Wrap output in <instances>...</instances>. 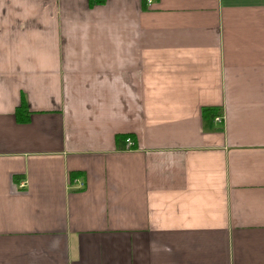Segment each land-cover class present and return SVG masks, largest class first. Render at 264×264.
Instances as JSON below:
<instances>
[{"label": "crops", "instance_id": "0c3cea01", "mask_svg": "<svg viewBox=\"0 0 264 264\" xmlns=\"http://www.w3.org/2000/svg\"><path fill=\"white\" fill-rule=\"evenodd\" d=\"M93 1L0 0V264H264V0Z\"/></svg>", "mask_w": 264, "mask_h": 264}, {"label": "trees", "instance_id": "16d2710c", "mask_svg": "<svg viewBox=\"0 0 264 264\" xmlns=\"http://www.w3.org/2000/svg\"><path fill=\"white\" fill-rule=\"evenodd\" d=\"M91 3H93L94 1L93 0H90ZM98 3H104L105 0H97ZM26 113V104L25 102L22 104V106L20 108H18L17 110V119L18 121L20 122H25L27 120V117L25 115ZM203 114L205 117H209V116H212V115H219L217 109L215 108H204L203 109ZM74 180V176L72 177V181Z\"/></svg>", "mask_w": 264, "mask_h": 264}, {"label": "built area", "instance_id": "2783aa9c", "mask_svg": "<svg viewBox=\"0 0 264 264\" xmlns=\"http://www.w3.org/2000/svg\"><path fill=\"white\" fill-rule=\"evenodd\" d=\"M148 2H149V4H151V0H149ZM216 120L218 122H222L223 121V119L221 117L216 118ZM127 143L130 145V147L133 146V142H132V140L130 138L127 139Z\"/></svg>", "mask_w": 264, "mask_h": 264}]
</instances>
